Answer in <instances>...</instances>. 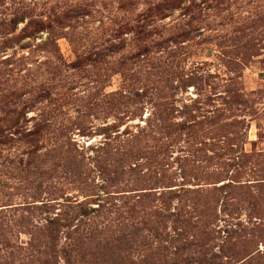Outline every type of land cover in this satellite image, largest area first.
<instances>
[{
  "label": "rangeland",
  "instance_id": "1",
  "mask_svg": "<svg viewBox=\"0 0 264 264\" xmlns=\"http://www.w3.org/2000/svg\"><path fill=\"white\" fill-rule=\"evenodd\" d=\"M49 225L80 264H264V0H0V264Z\"/></svg>",
  "mask_w": 264,
  "mask_h": 264
},
{
  "label": "trees",
  "instance_id": "2",
  "mask_svg": "<svg viewBox=\"0 0 264 264\" xmlns=\"http://www.w3.org/2000/svg\"><path fill=\"white\" fill-rule=\"evenodd\" d=\"M173 3L174 2H178V0H171ZM19 10L15 12L16 15L19 16ZM71 13V14H70ZM79 13L77 10H71L68 12L65 13V17L68 18V15H71L73 16L74 14H77ZM78 15H76L75 17H77ZM10 25H13V24H16L17 22V18L16 17H13L10 21ZM126 24L124 26H121V28H127L125 27ZM132 29V28H131ZM144 25L142 24H139V21L137 22V24L135 25V28H133V30H135L137 32V36H141L139 37V39L143 42V41H147V39L149 37H147V35L144 34ZM40 95V93H38ZM14 104V103H13ZM9 110L6 111V113H8ZM22 113L23 111L22 110H13L11 111V114H8V115H11V119H12V124L13 126L15 124H17V120L20 118V116H22ZM44 126L37 122L35 124V127L32 131H30L29 133L25 134L24 137H25V141L31 145H37V142L39 141V139L42 137V133L45 131L44 130ZM36 148V147H35ZM30 155H32V158H33V154L31 153L30 151ZM31 157V156H30ZM31 162H35V157L34 159H32ZM73 162H75V167L78 169L77 171L81 172V169L83 168L84 166V163H83V160L81 158H78V157H74L73 158ZM53 229L57 230L56 227L54 226H47L45 227L44 231L45 233H49V235L47 234H44L45 238H48V241H44L41 243H38L35 244L32 246V250H31V253H30V256L32 258V261L31 263L29 264H51V260L54 259V255H58V256H63L64 258H66V261H67V264H80L81 262H84L83 259H80L78 260L77 262V257L80 258V255H79V248H78V245L75 244V242L77 241L78 244H83V242L85 240H88V239H91V236H83V237H79L75 242L73 240H71V237H70V233L66 234V240L68 241L67 243V247L62 249V250H59L58 247H56V245L54 244L55 241H58V239H60V236L57 235V232H55ZM1 231V230H0ZM94 231L91 230L90 233H93ZM137 232V230H136ZM44 233V232H43ZM104 232H102L103 234ZM51 234V235H50ZM97 234H100V232H97ZM43 235V234H42ZM130 237H131V233H130ZM129 237H127L126 235H122V234H116L115 232H111L110 236L108 237H105L104 238V243L107 247V249L110 251L112 248L113 250L115 249H118L120 244H126L125 246H127L128 248H131V244H128V242H125V241H129ZM106 241V242H105ZM41 244L43 246V248L41 247ZM77 249H78V253L76 254L75 258L72 257L71 253L73 252H77ZM166 255L158 252V250H154L152 251L151 253V256L150 257H147L145 259H142L138 262V264H153V262H156L154 264H167L166 262ZM181 258H179L180 260ZM192 259V258H190ZM188 260V259H186ZM112 262V264H121V262L123 261L120 260V261H115L114 258H109L107 260V264L108 262ZM204 261V262H203ZM151 262V263H150ZM103 263H105V261H103ZM206 263V260H201V259H197L194 261L193 264H204ZM25 264V263H23ZM27 264V263H26ZM175 264V263H174ZM178 264V263H177ZM184 264H192L190 262H184ZM210 264V263H209Z\"/></svg>",
  "mask_w": 264,
  "mask_h": 264
}]
</instances>
